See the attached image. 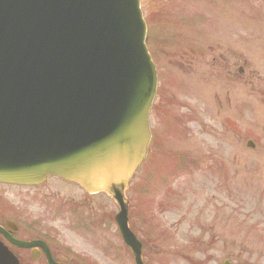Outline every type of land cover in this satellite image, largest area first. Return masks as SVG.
<instances>
[{"label": "rangeland", "instance_id": "obj_1", "mask_svg": "<svg viewBox=\"0 0 264 264\" xmlns=\"http://www.w3.org/2000/svg\"><path fill=\"white\" fill-rule=\"evenodd\" d=\"M207 1L173 0L172 8L171 0H143L152 39L166 47L155 48L163 94L158 104L166 108L171 101L174 114L171 120L154 117L158 143L163 154L173 149L185 155L182 169L170 174L175 159L163 155L150 179L168 169V183L162 185L166 175H160L152 192L136 197L138 234L152 249L148 264H220L229 257L234 264H264V171L252 172V152L246 149L259 85L248 83L246 61L264 79V0H211V6ZM191 18L196 24L186 25ZM258 113L263 125L264 105ZM168 121L176 122L182 137L164 132ZM168 198L163 212L172 211L162 215L158 205ZM110 211H116L111 201ZM213 233L212 246L198 244ZM108 237L109 256L86 246L89 255L101 264H134L114 228Z\"/></svg>", "mask_w": 264, "mask_h": 264}, {"label": "water", "instance_id": "obj_2", "mask_svg": "<svg viewBox=\"0 0 264 264\" xmlns=\"http://www.w3.org/2000/svg\"><path fill=\"white\" fill-rule=\"evenodd\" d=\"M144 33L139 0H0V178L107 192L137 264L125 190L150 139L153 95L130 83Z\"/></svg>", "mask_w": 264, "mask_h": 264}, {"label": "flooded vegetation", "instance_id": "obj_3", "mask_svg": "<svg viewBox=\"0 0 264 264\" xmlns=\"http://www.w3.org/2000/svg\"><path fill=\"white\" fill-rule=\"evenodd\" d=\"M89 196L77 185L55 177L36 186L0 182V240L15 253L20 264H47V250L61 264H90L86 251L73 248L70 253L59 239L82 237L92 245L108 236L109 213L104 203L102 208L93 207ZM56 217L63 226H48L47 221ZM63 229L71 233H63ZM75 231L78 233L72 235ZM19 241L33 245L22 247Z\"/></svg>", "mask_w": 264, "mask_h": 264}]
</instances>
